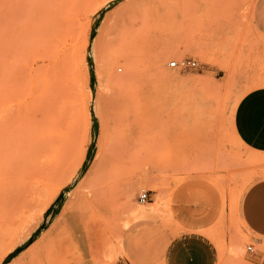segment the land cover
I'll list each match as a JSON object with an SVG mask.
<instances>
[{
    "label": "rangeland",
    "instance_id": "1",
    "mask_svg": "<svg viewBox=\"0 0 264 264\" xmlns=\"http://www.w3.org/2000/svg\"><path fill=\"white\" fill-rule=\"evenodd\" d=\"M0 23L1 92L16 61ZM65 23L50 37L33 32L25 60L68 49L78 120L16 232L0 233V264H168L180 233L196 234L202 264H264L245 210L264 183V154L233 122L241 96L264 85V0H71ZM183 58L198 65H169ZM98 175L117 182L106 206L70 201Z\"/></svg>",
    "mask_w": 264,
    "mask_h": 264
},
{
    "label": "bare ground",
    "instance_id": "2",
    "mask_svg": "<svg viewBox=\"0 0 264 264\" xmlns=\"http://www.w3.org/2000/svg\"><path fill=\"white\" fill-rule=\"evenodd\" d=\"M70 1L5 0L0 11L3 48L16 61L0 92V180L6 179L0 183V210L5 204L11 210L6 211L0 233L16 232L20 207L36 195L38 183L45 186L58 170L78 120L77 73L68 63V49H49L37 62L25 60L33 32L44 38L50 37V31L68 27L63 16ZM170 52L179 54L178 49ZM116 186L108 176L98 175L91 184L81 185L70 201L93 196L92 206L104 207L109 201L106 198L104 204L102 194ZM93 216L95 221L99 219Z\"/></svg>",
    "mask_w": 264,
    "mask_h": 264
},
{
    "label": "crops",
    "instance_id": "3",
    "mask_svg": "<svg viewBox=\"0 0 264 264\" xmlns=\"http://www.w3.org/2000/svg\"><path fill=\"white\" fill-rule=\"evenodd\" d=\"M233 122L234 130L243 144L264 154V85L254 87L241 96L235 108ZM246 201L248 224L264 240V183L255 186ZM198 259L195 251L185 248L183 253L168 256V264L169 261L177 260L181 264H202ZM263 261L261 256L259 263Z\"/></svg>",
    "mask_w": 264,
    "mask_h": 264
},
{
    "label": "snow or ice",
    "instance_id": "4",
    "mask_svg": "<svg viewBox=\"0 0 264 264\" xmlns=\"http://www.w3.org/2000/svg\"><path fill=\"white\" fill-rule=\"evenodd\" d=\"M200 241L195 233H180L174 238H170L166 255L180 254L187 248L189 251L198 250ZM169 264H181L179 260L169 261Z\"/></svg>",
    "mask_w": 264,
    "mask_h": 264
},
{
    "label": "built area",
    "instance_id": "5",
    "mask_svg": "<svg viewBox=\"0 0 264 264\" xmlns=\"http://www.w3.org/2000/svg\"><path fill=\"white\" fill-rule=\"evenodd\" d=\"M198 65V61L193 58H183L180 60H172L170 62V66L172 67H181V68H187V67H196ZM149 198L148 192H143L140 194L141 201H146ZM248 250L253 252L254 247L252 245L248 246Z\"/></svg>",
    "mask_w": 264,
    "mask_h": 264
}]
</instances>
